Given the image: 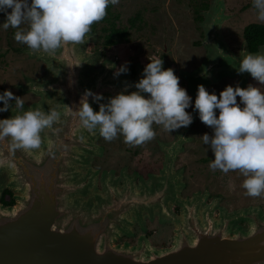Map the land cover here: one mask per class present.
Returning <instances> with one entry per match:
<instances>
[{"label": "water", "instance_id": "obj_1", "mask_svg": "<svg viewBox=\"0 0 264 264\" xmlns=\"http://www.w3.org/2000/svg\"><path fill=\"white\" fill-rule=\"evenodd\" d=\"M223 8V0H215L211 54L202 70L190 75L195 88L217 75L239 73L242 55L264 54V44L251 51L246 40L239 53L229 48L221 31ZM96 35L89 32L83 44H63L54 53H33L50 63L46 79L33 84L45 86L46 113L55 109L60 116L41 131L39 148L13 155L9 187L16 203H0V264H264L262 207L221 208L216 217L217 201L204 206L207 198L199 192L181 196V171L174 172V162L185 132L165 146L161 173L139 185L134 176L120 185L119 178L104 173L103 190H96L98 171L82 166H90L103 149L95 143L99 130L90 132L79 119L80 100L86 90L102 94L99 102L88 97L99 111L100 103L125 89L138 91L135 84L143 76L135 81L127 74L113 76L111 64L90 72L100 54L85 50ZM239 75L246 80L250 73ZM175 204L181 215L173 211ZM156 214L176 226L171 246L156 248L146 235L139 244L117 243Z\"/></svg>", "mask_w": 264, "mask_h": 264}, {"label": "clouds", "instance_id": "obj_2", "mask_svg": "<svg viewBox=\"0 0 264 264\" xmlns=\"http://www.w3.org/2000/svg\"><path fill=\"white\" fill-rule=\"evenodd\" d=\"M118 3L119 0H31V3L0 0V11L6 12L3 28L17 29L14 40L27 45L30 54L54 53L63 44H83L91 26L107 15L109 4ZM253 7L257 18L264 22V0H253ZM149 59L151 62L135 84L138 91L126 93L125 89L107 103H100L99 111L93 109L88 97L99 102L102 94L85 91L76 111L86 129L90 132L98 129L100 136L109 142L122 135L124 143L139 146L155 138L153 124L170 132L191 125L193 116L186 109L192 101L187 90L180 86V78L174 69L163 67V59L150 56ZM237 70L250 73L264 85V54L242 55ZM127 71L125 63L115 75ZM142 93L149 95L146 98ZM11 100H15L17 109H23L24 100L6 90L0 94V101L4 102L0 112L11 107ZM195 109L200 120L213 129V135L202 136L215 156L209 167L225 174L239 171L245 177L242 187L249 196L264 193V90L252 84L246 88L228 85L218 97L200 84ZM59 116L55 109L47 113L28 109L0 119V140L10 138L13 150L39 148L41 131L51 127Z\"/></svg>", "mask_w": 264, "mask_h": 264}, {"label": "rangeland", "instance_id": "obj_3", "mask_svg": "<svg viewBox=\"0 0 264 264\" xmlns=\"http://www.w3.org/2000/svg\"><path fill=\"white\" fill-rule=\"evenodd\" d=\"M204 2L209 4L207 8L204 7ZM223 3L222 36L229 48L239 53L245 45V26L251 22H264L257 18L253 0H223ZM214 4L215 0H119L117 5H113V10L120 15L118 25L130 28V41L108 46L102 29L103 26H108V23L100 22L96 40L87 45L85 52L100 54L90 72L111 64L113 66L111 73L114 76L125 63L128 69L137 68V71H143L151 62L149 56L163 59L164 66L174 69L175 74L180 78V86L185 88L191 97V106L186 111L193 116V122L190 126L181 127L173 132L153 124L155 138L137 146V175L141 181L150 180L155 174L161 173L166 158L165 146L185 132L178 154L179 159L174 164V170L179 171L188 164L186 167L188 183L185 184L184 181L181 196L192 197L197 192L201 194L207 192L211 199L219 201L216 214L218 217L221 208L234 211L260 206L264 209V193L258 197L249 196L242 187L245 177L239 171H229L225 174L218 169L212 170L209 167L211 163L202 160L207 156L212 160L215 159L210 146L205 145L202 140L205 133L213 135V129L200 120L199 113L195 109L198 88H195L190 75L200 72L211 54L209 36ZM7 11L10 12L11 9ZM136 15V23L132 25L130 19ZM5 20L6 12L0 11V52H8L12 56L15 80L25 73L32 78L38 63L42 62L39 58L43 57L30 54L27 45L17 43L14 40L17 29L10 27L5 30L3 28ZM45 62L47 71L44 79L49 73L50 66L48 61ZM202 84L210 93L214 92L218 97L228 85L246 88L252 84L264 90V85H260L251 75L246 80H242L239 73L217 75ZM148 95L146 93V98ZM237 103H240L239 97ZM216 114L219 116V110ZM98 143L103 145L102 154L97 156L90 166H82V169L87 170L91 167L98 171L96 190L102 191L101 177L104 173L116 174L123 168L130 171L134 169V146L124 143L119 136L110 142L102 137ZM127 146L132 149L131 153L126 149ZM175 205L172 208L177 213L174 209ZM181 211L182 209L180 214H177L181 215ZM146 223L147 228L141 229L136 224L133 229L134 235L150 230L152 234L150 242L156 248L169 247L173 244L176 226L172 221L161 219L160 215L156 214L154 218L147 216ZM243 224L247 225V223Z\"/></svg>", "mask_w": 264, "mask_h": 264}, {"label": "flooded vegetation", "instance_id": "obj_4", "mask_svg": "<svg viewBox=\"0 0 264 264\" xmlns=\"http://www.w3.org/2000/svg\"><path fill=\"white\" fill-rule=\"evenodd\" d=\"M90 32L92 31L90 30ZM39 59H41L42 62L38 63L37 68L35 70V74L34 76H32V78H30L29 75L25 73L21 75L20 78H17L15 80L14 71L12 70V67H13L12 56L8 52H5V53L0 52V94H2L6 90H10L14 93L15 96L21 97L24 100V106L22 110L17 109L15 107V100L9 101L11 107H9L7 111L0 112V119L10 118L14 115L22 114V111H26L28 109H32V110L39 109L42 112L46 113L45 86L41 84L42 82L39 85L33 84L34 82L44 79L46 75V71H47L45 60L43 58H39ZM139 73H143V71H137V68H129L127 72L121 73L120 75L122 76L124 74H127L131 81H135ZM142 95H145L146 97V93H142ZM3 107H4V102L0 101V108H3ZM118 136L121 140H124L122 135H118ZM101 138L102 137L99 135L95 143L100 145L102 149H104L103 145L98 143V141L101 140ZM184 138H185V135H184ZM126 149L128 150V152L130 153L132 152V149L130 148V146H127ZM30 150L31 149L13 150L11 148L10 138H5L4 140H0V203H2L4 206H12L16 203L15 196H14L15 192L9 187V182L11 181V169L13 168V164H12L13 155L19 152H22L28 155ZM133 151H134V160H135L134 169L130 171L126 168H123L122 170H120L119 173L112 175L113 179L119 178L120 185H123L125 183L126 178H128L129 176L135 177V181L137 185H139L138 183H140L139 177L137 175V146H134ZM97 156H100V155H95L93 158V162ZM178 159H179V155H177L174 164L178 161ZM202 160L205 162H209V163H211L212 161V159L209 158L208 156L202 158ZM187 165L188 164H185V166L182 167V170H181V181L183 183L185 181V184L188 183V171L186 170ZM177 171L179 170H174V172H177ZM101 185L103 188L102 177H101ZM202 195H204V197L207 198L206 202L204 203V206H207L214 201H217L219 203L218 199H211L207 192L203 193ZM183 198H191V197L186 196ZM174 209L176 210L178 214H180L179 212L181 209L178 205H175ZM216 214H217V209L215 211V216H217ZM243 223H246V222H243ZM144 226L145 228H147V223ZM137 227L140 229L143 228V226L140 223H137ZM142 235H146L150 241V236L152 234H150V230L146 231L145 233H140L137 236L136 235L129 236L127 234L126 235L124 234L119 238L117 243L124 244L128 242L131 244H139V240L142 237Z\"/></svg>", "mask_w": 264, "mask_h": 264}, {"label": "trees", "instance_id": "obj_5", "mask_svg": "<svg viewBox=\"0 0 264 264\" xmlns=\"http://www.w3.org/2000/svg\"><path fill=\"white\" fill-rule=\"evenodd\" d=\"M204 7L207 8L209 4L204 2ZM107 15L100 22L108 23V26H103L105 43L108 46H114L119 42L130 41L131 32L129 27H120L117 23L120 15L115 13L113 5L109 4L107 8ZM137 15L130 19L132 25L136 23ZM100 22L94 23L91 26L92 32L98 31ZM244 38L251 51L259 50L260 46L264 44V23L251 22L244 28Z\"/></svg>", "mask_w": 264, "mask_h": 264}]
</instances>
